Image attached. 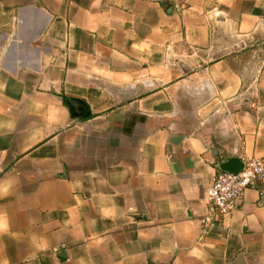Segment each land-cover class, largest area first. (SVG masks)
<instances>
[{
    "label": "crops",
    "instance_id": "1",
    "mask_svg": "<svg viewBox=\"0 0 264 264\" xmlns=\"http://www.w3.org/2000/svg\"><path fill=\"white\" fill-rule=\"evenodd\" d=\"M255 52L264 0H0V264H264V189L202 224Z\"/></svg>",
    "mask_w": 264,
    "mask_h": 264
},
{
    "label": "built area",
    "instance_id": "2",
    "mask_svg": "<svg viewBox=\"0 0 264 264\" xmlns=\"http://www.w3.org/2000/svg\"><path fill=\"white\" fill-rule=\"evenodd\" d=\"M263 24H261V27ZM264 59L255 52L243 74L240 97L254 95L262 73ZM244 166L237 174L219 171L205 191L207 212L202 219L204 227L217 225L237 209L248 189H264V157L241 158Z\"/></svg>",
    "mask_w": 264,
    "mask_h": 264
},
{
    "label": "water",
    "instance_id": "3",
    "mask_svg": "<svg viewBox=\"0 0 264 264\" xmlns=\"http://www.w3.org/2000/svg\"><path fill=\"white\" fill-rule=\"evenodd\" d=\"M69 109L73 118H84L88 116V113L85 112V109L78 107V102L71 100L68 102ZM243 162L237 157H231L219 164V170L229 174H237L243 169Z\"/></svg>",
    "mask_w": 264,
    "mask_h": 264
},
{
    "label": "rangeland",
    "instance_id": "4",
    "mask_svg": "<svg viewBox=\"0 0 264 264\" xmlns=\"http://www.w3.org/2000/svg\"><path fill=\"white\" fill-rule=\"evenodd\" d=\"M231 37V36H230ZM226 41H228V40H226ZM234 42L231 40V41H229L227 44H229V45H232ZM235 44V43H234Z\"/></svg>",
    "mask_w": 264,
    "mask_h": 264
}]
</instances>
